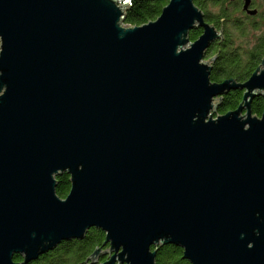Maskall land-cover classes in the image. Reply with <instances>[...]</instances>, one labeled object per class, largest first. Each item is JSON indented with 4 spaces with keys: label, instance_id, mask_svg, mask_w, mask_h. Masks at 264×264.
Returning a JSON list of instances; mask_svg holds the SVG:
<instances>
[{
    "label": "water",
    "instance_id": "water-1",
    "mask_svg": "<svg viewBox=\"0 0 264 264\" xmlns=\"http://www.w3.org/2000/svg\"><path fill=\"white\" fill-rule=\"evenodd\" d=\"M130 1L0 0V264L93 227L89 264L107 243L100 264H157L164 245L190 264H264V56L243 82L212 81L223 33L194 0L126 26Z\"/></svg>",
    "mask_w": 264,
    "mask_h": 264
},
{
    "label": "trees",
    "instance_id": "trees-1",
    "mask_svg": "<svg viewBox=\"0 0 264 264\" xmlns=\"http://www.w3.org/2000/svg\"><path fill=\"white\" fill-rule=\"evenodd\" d=\"M169 0H131L124 24L142 25L154 20ZM204 12V19L209 24L221 29L223 38L211 45L204 59L216 56L210 79L219 82L226 78L245 81L259 65L264 56V0L255 2V15H247L242 9L244 0H194ZM251 8V7H250ZM201 29H192L189 38L195 40ZM242 99V91L230 90L220 97L217 113H224L237 107ZM253 114L260 115L264 108L262 97H256L251 104ZM56 194L64 197L69 191L68 175L57 177ZM104 241V234L91 228L81 240L62 241L52 250L39 255L29 264H85V258L96 246ZM15 255L14 260H20ZM157 264H190L182 258V250L172 245L159 247L156 253Z\"/></svg>",
    "mask_w": 264,
    "mask_h": 264
},
{
    "label": "flooded vegetation",
    "instance_id": "flooded-vegetation-1",
    "mask_svg": "<svg viewBox=\"0 0 264 264\" xmlns=\"http://www.w3.org/2000/svg\"><path fill=\"white\" fill-rule=\"evenodd\" d=\"M241 1V4H242V2H243V0H240ZM256 1L255 0H250V4H249V7H251V8H253V9H256V10H258L257 9V7H253V5H254V3H255ZM258 2V1H257ZM248 15V14H247ZM69 181V180H68ZM58 182V181H57ZM69 184H70V182H69ZM68 193V192H67ZM67 195V194H66ZM65 195V196H66ZM64 196V197H65ZM64 197H61V198H64ZM94 228V227H93ZM91 229V228H90ZM89 229V230H90ZM95 229H97V228H95ZM88 230V231H89ZM100 230V229H99ZM101 231V230H100ZM102 233H103V231H101ZM87 233V232H86ZM104 234V233H103ZM105 235V234H104ZM105 237V236H104ZM84 238V237H83ZM82 238V239H83ZM81 240V239H80ZM102 245V244H101ZM101 245H99V246H101ZM99 246H96V247H99ZM95 247V248H96ZM94 248V249H95ZM93 249V250H94ZM108 250H109V243H107L106 245H104V246H102V249H101V252H100V254H99V256H98V258H97V263L96 264H100V263H103V262H105V261H107L109 258H110V254L108 253ZM91 254V253H90ZM21 258V257H20ZM87 258V257H86ZM85 258V259H86ZM22 260V258L20 259V260H15V261H21ZM31 262V261H30ZM29 262V263H30ZM28 263V264H29ZM84 263L85 264H89V262H85V260H84Z\"/></svg>",
    "mask_w": 264,
    "mask_h": 264
},
{
    "label": "rangeland",
    "instance_id": "rangeland-1",
    "mask_svg": "<svg viewBox=\"0 0 264 264\" xmlns=\"http://www.w3.org/2000/svg\"><path fill=\"white\" fill-rule=\"evenodd\" d=\"M256 2L258 1V2H260V0H255ZM131 2V1H130ZM212 57V56H211ZM209 59V58H208ZM207 58H206V60H208Z\"/></svg>",
    "mask_w": 264,
    "mask_h": 264
}]
</instances>
